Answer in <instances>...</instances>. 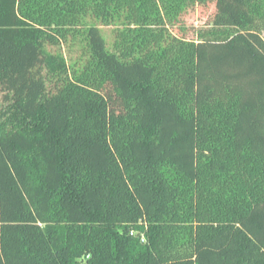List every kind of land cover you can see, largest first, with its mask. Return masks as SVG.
I'll list each match as a JSON object with an SVG mask.
<instances>
[{"label":"trees","instance_id":"16d2710c","mask_svg":"<svg viewBox=\"0 0 264 264\" xmlns=\"http://www.w3.org/2000/svg\"><path fill=\"white\" fill-rule=\"evenodd\" d=\"M0 264H264V0H0Z\"/></svg>","mask_w":264,"mask_h":264},{"label":"rangeland","instance_id":"374dc122","mask_svg":"<svg viewBox=\"0 0 264 264\" xmlns=\"http://www.w3.org/2000/svg\"><path fill=\"white\" fill-rule=\"evenodd\" d=\"M214 12V2L210 1L206 4H197L189 8L185 14L186 26L191 30L193 28H198L204 26L209 20ZM108 30V27H103ZM192 31V30H191ZM192 36V32L189 33Z\"/></svg>","mask_w":264,"mask_h":264}]
</instances>
